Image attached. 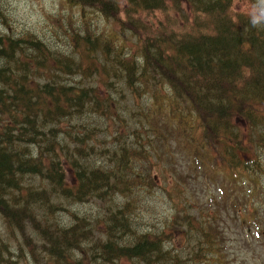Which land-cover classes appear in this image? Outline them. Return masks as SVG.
<instances>
[{
    "label": "trees",
    "instance_id": "trees-1",
    "mask_svg": "<svg viewBox=\"0 0 264 264\" xmlns=\"http://www.w3.org/2000/svg\"><path fill=\"white\" fill-rule=\"evenodd\" d=\"M131 1L60 0L55 14L43 9V20L25 27L12 1L0 0V220L25 239L32 256L24 264H231L219 245L230 221V230L243 225L251 197L235 177L248 169L240 157L250 146L264 155V82L226 79L221 64L207 70L204 45L219 46L218 24L239 20L227 8L218 19L215 0L191 7L198 25L181 23L166 0ZM143 4L164 28L141 18ZM114 20L135 24L141 44L123 41ZM92 75L111 81L104 97ZM147 130L156 139L145 146ZM174 166L181 176L173 182L188 189L196 212L166 234L138 230L133 210L156 194L153 174ZM77 201L104 212L88 219L68 209ZM7 242L0 233V264H17Z\"/></svg>",
    "mask_w": 264,
    "mask_h": 264
},
{
    "label": "rangeland",
    "instance_id": "rangeland-1",
    "mask_svg": "<svg viewBox=\"0 0 264 264\" xmlns=\"http://www.w3.org/2000/svg\"><path fill=\"white\" fill-rule=\"evenodd\" d=\"M12 3L14 4V7H17V9L12 12L16 23L21 24L25 27H33L37 25L41 20H43V9L51 10L52 12L56 13L59 7V0H13ZM109 3L110 2L107 1V4ZM243 7L247 8V4L244 3ZM99 216H101V213ZM257 229V227L253 229V233H255V235H258L256 234ZM0 233L3 235H7L6 228L2 224V220H0ZM263 242L264 240L261 238V241L256 242L254 247H263ZM14 258L17 259V257Z\"/></svg>",
    "mask_w": 264,
    "mask_h": 264
},
{
    "label": "bare ground",
    "instance_id": "bare-ground-1",
    "mask_svg": "<svg viewBox=\"0 0 264 264\" xmlns=\"http://www.w3.org/2000/svg\"><path fill=\"white\" fill-rule=\"evenodd\" d=\"M145 210H147V209H145ZM6 237L8 238V242L7 243H9V247L12 249L13 248V246H14V244L17 242V241H22L23 240V238L22 237H19V239H15L14 237H12L11 236V234H7L6 235ZM25 243V240L24 241H22V244H24ZM25 252V251H24ZM32 254V253H31ZM30 254V255H31ZM32 256V255H31ZM31 256H29V254H27V252H26V254L25 255H22V257H19L18 259H17V264H23V262L27 259V260H29V259H31ZM11 257L13 258V259H15L12 255H11ZM34 259V258H33ZM32 262V261H31ZM34 262V261H33ZM29 263H30V261H29Z\"/></svg>",
    "mask_w": 264,
    "mask_h": 264
}]
</instances>
